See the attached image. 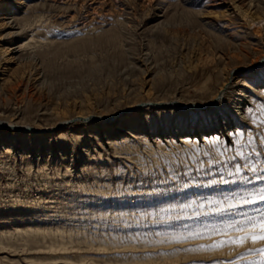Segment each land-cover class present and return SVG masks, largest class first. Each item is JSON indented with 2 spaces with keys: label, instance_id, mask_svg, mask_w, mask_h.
Segmentation results:
<instances>
[{
  "label": "rangeland",
  "instance_id": "1",
  "mask_svg": "<svg viewBox=\"0 0 264 264\" xmlns=\"http://www.w3.org/2000/svg\"><path fill=\"white\" fill-rule=\"evenodd\" d=\"M1 5L0 122L21 130L0 127V264L264 259L253 250L264 241L214 247L264 217V0ZM11 16L17 37L3 27ZM237 77L250 84L247 94L262 113L236 104ZM227 82L222 100L206 106ZM172 101L203 107L151 105ZM146 102L151 106L127 116ZM87 116L91 123L77 120ZM97 117L115 125L126 118L131 136H119L106 152V137L94 133L104 129ZM225 118L241 131L236 150L221 140L215 148L209 135L203 151L193 149L194 141L179 142V131ZM24 126L55 127L64 135L34 138ZM9 142L14 146L6 154ZM166 206L172 221L159 217ZM125 217L139 220L124 223Z\"/></svg>",
  "mask_w": 264,
  "mask_h": 264
},
{
  "label": "bare ground",
  "instance_id": "2",
  "mask_svg": "<svg viewBox=\"0 0 264 264\" xmlns=\"http://www.w3.org/2000/svg\"><path fill=\"white\" fill-rule=\"evenodd\" d=\"M253 2V1H252ZM252 2H249V3H251L250 5L248 4V6H251L252 5ZM7 3V2H6ZM5 3V4H6ZM219 3V2H218ZM224 3V2H223ZM222 4V3H221ZM254 4V3H253ZM252 7H254V6H252ZM11 8H12V10H18V7L17 6H15V4H12L11 5ZM8 11V10H7ZM4 12H6V6H4V5H1L0 6V13L1 14H3ZM11 12H13V11H11ZM16 12V11H15ZM2 17H4V16H2ZM5 18V17H4ZM2 21H3V19H2ZM1 24H2V22H1ZM6 27V26H8V28H10V32L9 31H7V32H9L8 33V35L9 36H16V35H19L20 34V30H19V27H18V24H17V22H16V20L11 16L10 17V19H8L7 20V22H5V20H4V23H3V27ZM2 27V28H3ZM6 35V34H5ZM7 37V36H6ZM17 37V36H16ZM254 66L253 65H251L250 66V68H253ZM237 78H239V77H237ZM230 84L231 83H229V82H227V83H225V84H223L221 87H219V89H218V91H217V93H216V95L214 96V97H211L207 102H206V106H209V104H215V103H217V101H221L222 100V98H223V96L225 95V92H226V90H228V89H230ZM234 84H240V86H238L236 89H235V91H236V104L238 105H242V106H244L245 107V109H246V111H248V112H250V110H252V111H255V110H258V112H259V110L261 111V108H263L262 107V104H258V103H255V102H252V99L249 97L250 96V94H247V93H249V91H251V90H253L252 89V87L250 86V84H248L247 82H246V79L245 78H239V80H236L235 81V83ZM263 91V90H262ZM150 103H152V102H146V103H141V104H138V105H136V106H133V107H131L130 109H127L125 112L126 113H128L127 114V116L129 115V114H131V112H133V110H135V109H140V108H143L144 106H148V105H150ZM170 104H175V105H177L178 107H186L187 109L188 108H197V109H199V108H201V107H203L202 105H200V104H198V103H195V102H188V103H183V102H181V101H172V102H158V103H152L151 105H154V106H158L159 108H165V106H168V105H170ZM150 105V106H151ZM205 106V107H206ZM239 108V110L241 109V107L239 106L238 107ZM236 111V110H235ZM238 112V111H237ZM240 113H242V112H240ZM261 113H262V111H261ZM237 114H239V113H237ZM257 115V114H256ZM125 116V115H124ZM245 116H243V118H244ZM111 118V117H110ZM110 118H108V119H101V118H99V117H97L96 119H98V121L100 122V124H101V127H103L104 129L103 130H100V129H98V130H94V133L96 132L97 133V131H99L100 133H99V136H103L102 138H104V137H106V142H105V144H104V149H105V151L107 152L108 150H110V149H112L111 147L113 146H115V145H118L119 143H118V141H115V140H117L116 138H118L119 136H121V135H124V136H126V137H128V136H131V133H130V131H131V129L129 128V127H125V123H124V120L126 119H124L123 120V118L124 117H122V119H121V121H119V123H117L116 125L115 124H113V122L112 121H110L109 119ZM231 118V117H230ZM230 118H225L224 120L222 119L221 121H219V123H217V125H215V126H210V127H206V128H203V127H201V128H196L195 130H184V131H179L178 133H177V135L179 136V142H181V143H183V144H185V145H190L191 143H193L192 141H194V143H193V149L195 148V149H199V150H201V151H203V150H205L206 149V144L208 143L207 142V136L209 135V137H210V139L213 141V143L212 144H214V142H217V140H221V143H223V144H225V142L226 141H228V143H229V141L231 142V143H233V145H234V148H235V150H236V148L239 146L238 144H237V142H236V137L237 136H239V134L241 133V131H240V129L238 128V127H236L235 129H234V131H233V127H235V126H233V125H235V123L233 124V121L231 122V120L232 119H230ZM239 118V117H238ZM77 120H79V121H81V122H84V123H91V121H92V116H87V117H81V118H77ZM243 120V119H242ZM234 122H235V120H234ZM73 122L72 121H70V120H64L63 122H61L59 125H61V126H63V125H67V126H69L70 124H72ZM2 125H10V126H12V127H14V128H18V129H20L19 127H17V125H11V124H6L5 122H0V127H3ZM23 128V127H22ZM24 128L27 130V132H29L34 138H41V137H43V136H45V137H47V136H52V135H55V134H57L58 133V136L60 137V136H63L64 135V132H63V129H55V127H49V128H45V129H36V128H33V127H30V126H27V127H25L24 126ZM21 130V129H20ZM59 130H61V131H59ZM23 131V130H22ZM145 132V135H147V133H146V131H144ZM144 132H142V133H144ZM173 134V133H172ZM136 135V134H135ZM137 137V136H136ZM139 137V136H138ZM137 137V138H138ZM172 137V136H171ZM235 137V138H234ZM132 138V137H131ZM136 138V139H137ZM125 139V138H124ZM171 139V138H170ZM178 139V138H177ZM166 140H167V138H166ZM169 140V139H168ZM173 140V139H172ZM147 141H148V139H147ZM203 142V144L201 145V143L200 142ZM209 141V140H208ZM124 142L126 143L127 142V138L124 140ZM172 142H175V141H172ZM171 142V143H172ZM151 144V143H150ZM149 144V145H150ZM209 144H211V143H209ZM165 145V144H164ZM13 143L11 142H9L8 144H4V146L2 147L4 150H3V152H5L6 154L7 153H9L11 150H12V148H13ZM215 148H216V146H218V144H214L213 145ZM212 146V147H213ZM190 147V146H189ZM219 147V146H218ZM223 147V146H222ZM192 148V147H191ZM225 149H226V147H224ZM228 148H229V146H228ZM239 152V151H238ZM237 152V153H238ZM142 190V189H141ZM190 202H193V201H190ZM194 203V202H193ZM182 204V203H181ZM184 204V203H183ZM190 204H192V203H190ZM187 206V205H186ZM185 205H183V206H174L175 208H177V207H179L178 209H180V210H184V208L186 207ZM170 206H168V208H169ZM188 207V206H187ZM167 208V206H166V208H161L164 212H162L161 213V211H160V218H163V219H171L172 218V216L173 215H171V216H169V217H167L166 216V214H165V210L166 209H168ZM173 207H171L170 209H172ZM174 208V209H175ZM165 209V210H164ZM174 209H172L173 210V213H175V212H177L176 210L174 211ZM130 210V209H129ZM186 210V209H185ZM159 211V210H158ZM116 212V211H115ZM117 212H120V211H117ZM122 212V211H121ZM127 212V211H126ZM125 212V213H126ZM152 212V211H151ZM150 212V213H151ZM118 214V213H117ZM124 214V213H123ZM132 214H134V213H132ZM132 214H130V215H132ZM122 215V214H121ZM121 215H119V216H121ZM154 215V214H153ZM153 215L151 214V216L153 217ZM132 216H135V215H132ZM143 216V215H142ZM157 216V215H156ZM149 217V216H148ZM152 217H150V218H152ZM158 217V216H157ZM174 217V216H173ZM176 217V216H175ZM121 218V217H120ZM126 219H124V223H135V222H137V220H139V218H129V217H125ZM146 218V217H145ZM119 219V218H118ZM141 219V218H140ZM143 219V218H142ZM148 219V218H147ZM113 220V219H112ZM115 220V219H114ZM123 220V217H122V219H121V221ZM148 220H150V219H148ZM152 220V219H151ZM150 220V221H151ZM154 220V219H153ZM161 220V219H160ZM174 220V219H173ZM117 221V220H116ZM116 221H114V222H116ZM157 221V220H156ZM171 221H172V219H171ZM175 221V220H174ZM117 222H119V221H117ZM155 223V222H154ZM171 223V222H170ZM136 224V223H135ZM151 224H153V223H151ZM154 225V224H153Z\"/></svg>",
  "mask_w": 264,
  "mask_h": 264
},
{
  "label": "snow or ice",
  "instance_id": "3",
  "mask_svg": "<svg viewBox=\"0 0 264 264\" xmlns=\"http://www.w3.org/2000/svg\"><path fill=\"white\" fill-rule=\"evenodd\" d=\"M260 198L264 199V196H261ZM239 232L242 234L234 237H229L228 239L223 241H219L214 244V247L220 248L224 247L226 244L240 247L249 241H251V243L253 244L260 241H264V217L258 220H250L248 222V226L239 229ZM253 250L261 254L262 257H264V247L256 248ZM253 264H264V259H261L259 262H253Z\"/></svg>",
  "mask_w": 264,
  "mask_h": 264
},
{
  "label": "water",
  "instance_id": "4",
  "mask_svg": "<svg viewBox=\"0 0 264 264\" xmlns=\"http://www.w3.org/2000/svg\"><path fill=\"white\" fill-rule=\"evenodd\" d=\"M71 121H73V119Z\"/></svg>",
  "mask_w": 264,
  "mask_h": 264
}]
</instances>
